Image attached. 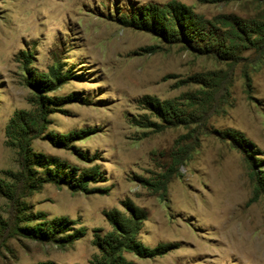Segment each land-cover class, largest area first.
Returning <instances> with one entry per match:
<instances>
[{
	"label": "rangeland",
	"instance_id": "1",
	"mask_svg": "<svg viewBox=\"0 0 264 264\" xmlns=\"http://www.w3.org/2000/svg\"><path fill=\"white\" fill-rule=\"evenodd\" d=\"M0 264H264V0H0Z\"/></svg>",
	"mask_w": 264,
	"mask_h": 264
}]
</instances>
